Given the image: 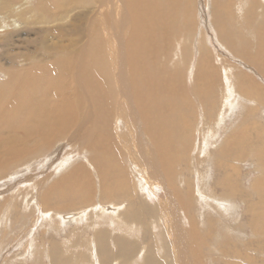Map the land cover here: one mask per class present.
<instances>
[{"label":"bare ground","instance_id":"obj_1","mask_svg":"<svg viewBox=\"0 0 264 264\" xmlns=\"http://www.w3.org/2000/svg\"><path fill=\"white\" fill-rule=\"evenodd\" d=\"M263 1L210 0L216 47L233 51L244 70L198 39L195 0H0V180L61 141L62 167L85 154L44 192L34 174L14 183L36 181L37 207L51 219L65 207L55 200L45 208L50 192L76 193L79 208L58 216L91 228L87 238L73 229L79 235L65 246L50 240L42 264H264V125L256 116L264 105ZM233 104L243 110L239 130L202 157ZM198 120L199 132L214 125L199 141ZM248 157L259 173L250 188L242 165ZM233 203L244 205L252 238L231 237ZM32 218L29 233L38 224Z\"/></svg>","mask_w":264,"mask_h":264},{"label":"rangeland","instance_id":"obj_2","mask_svg":"<svg viewBox=\"0 0 264 264\" xmlns=\"http://www.w3.org/2000/svg\"><path fill=\"white\" fill-rule=\"evenodd\" d=\"M197 1V5H199L198 6V8H199V10L201 11L200 12V14H199V17H198V24H197V26H198V39L199 40H202V42H204V43H202L203 45H208L210 48L209 49H211V51L213 52V54H215V53H219L220 55H222V56H224V57H226L228 60H229V58H230V60L229 61H231V62H233V67H235V65H237V66H239V67H241V68H243L244 70H246L245 68V65L244 64H242V62H241V58L240 57H235L234 56V52L233 51H228V52H232V54H230V53H228V52H226V51H223L222 49H218L219 47L217 46L216 47V45H217V42H216V39L218 38L217 37V35H215L214 34V30H215V27L214 26H212L211 25V23H210V20H211V12H212V6H210V0H195V2ZM261 1V4H262V0H260ZM199 2V3H198ZM208 2V3H207ZM245 2V1H244ZM264 2V1H263ZM238 16H239V18L241 17V15H242V13L244 12V9H241V8H239L238 10ZM206 12V13H205ZM202 15V16H201ZM215 35V36H214ZM204 37H207V39H205ZM211 37V38H210ZM207 41V42H206ZM189 42H190V44L192 43V36L190 37V39H189ZM215 45V46H213V45ZM207 47V46H206ZM216 47V48H215ZM190 49H191V47H190ZM218 49V50H217ZM221 52H220V51ZM217 51V52H216ZM226 54V55H225ZM232 56V57H231ZM235 57V58H234ZM233 59V60H232ZM234 60H235V62H236V60L238 61L237 63H235L234 62ZM190 65V67H191V65H192V62L191 63H189ZM228 64L230 65V63L228 62ZM239 67H236V68H239ZM232 71H234V69L232 70ZM230 72V71H229ZM235 89H236V91H237V93L238 94H240V91H238V89H237V87H236V85H235ZM244 102L246 103V102H248V101H245L244 100ZM248 104V103H247ZM250 104V103H249ZM199 105H197V110H200L199 109V107H198ZM233 113H232V117H231V119H229V121H227V120H223V125L221 126V124L220 125H218L217 126V124H216V129L214 130V131H216L219 127V129H221L220 130V132H218V135L216 136V134H215V139L213 140V144H212V142H211V140L210 139H208V140H206L207 142H208V144L209 145H207V147H206V150H205V152H204V155L202 156V157H206V156H209L208 158H210V154L209 153H211L213 150H214V145L215 146H217V147H219V145L223 142V140H224V136H226V135H228L229 133H231V132H233L234 131V129L236 128L237 129V127H238V130H239V126H241V124H242V120H241V118H240V116H242V113H243V110H242V108L240 107V106H234V104H233ZM234 111H235V113L236 114H234ZM200 115V114H199ZM257 117H258V119L260 120V122L264 125V105H262L261 106V108L258 110V112H257V115H256ZM198 118H199V116H198ZM197 118V119H198ZM237 118H238V121H236L237 120ZM215 119V118H214ZM240 120V121H239ZM224 121L226 122L225 124H224ZM192 122H193V119H192ZM195 122V121H194ZM198 122H199V120L198 121H196L195 122V127L196 128H194V133L195 134H197L198 133V135H197V138H198V141H199V138L201 137H203V135H205L206 134V132H207V129L208 130H211L213 127H214V125H207V127L205 126V130L204 131H202L201 132V130H200V132H199V126H197L198 125ZM239 122V123H238ZM238 125V126H237ZM193 125H192V127H194ZM236 126V127H235ZM198 127V128H197ZM211 127V128H210ZM235 127V128H234ZM124 129V128H123ZM197 131H196V130ZM232 129V130H231ZM238 130L236 131V132H238ZM206 131V132H205ZM127 131L126 130H124V133L125 134H127L126 133ZM200 134V135H199ZM229 136H230V134H229ZM130 137V136H129ZM218 137H220V138H218ZM131 138V137H130ZM221 139V140H220ZM220 141V142H219ZM129 142H132V141H129ZM128 142V144H130L131 145V143H129ZM260 142V141H259ZM199 143H201V142H199ZM211 143V144H210ZM64 144V142H58V143H56V144H54L53 146H52V150H48L47 152H45V153H43V154H41V155H38V159H29L27 162H25L24 163V166H23V162L22 163H19V165L16 167V166H14V168L12 167V170H10L8 173H6V175H8L7 177H5L4 179H1L0 180V264H20L21 262V264H42V262H43V260H45V261H47V259H45L44 257H43V259H42V256H44V254L48 251V249H46V247L48 248V247H50L51 246V242H53V240L54 241H56L57 243H59V244H61L62 246H65L66 244H68V242L69 243H71V242H73V241H71V240H76V239H74L76 236H78L79 234H77V232H76V234H74V232L76 231V229H78L77 231L78 232H80V230H83V232L85 233V234H83L84 236V238L86 237L87 238V236L89 237L90 235H91V231L90 230H88V228L89 229H91L90 227H87V226H85V222H84V224H82V222L81 221H77L79 224H77V222H62L61 221V219H60V216H58V214L59 215H63V214H66V213H68V212H74L75 211V209L76 208H79V206H80V204L82 203V202H80L81 200H80V198H79V196H77L76 195V193L75 194H67L66 192L64 193H62L61 195L60 194H58V191H55V192H53V191H51L50 193V197H51V199L49 200V202H46V203H44L45 204V208H52V207H54L56 204H57V202L56 201H58V204L56 205L57 207H59L60 208V206H62V207H65L64 209L63 208H61L60 210L62 211V212H60V213H57L55 210H52L53 211V214L51 215V216H53L54 218H50V217H46L45 215V211H44V209L42 208V207H40V204L38 203V207H37V203H36V201H35V199H34V195L36 194L35 192H36V190H34V186L37 188V185H36V181L38 182V192H39V190H43V192H44V190H48V188H45L46 186H49L50 187V185H52V184H54V182H55V180L56 181H58V180H60V179H62L63 177L61 176V175H66V174H68V172L69 171H71V170H68V169H72V166H75V164L76 165H78L80 162H83L84 160L82 159L83 158V156L85 155L84 154V152H81L80 153V155L81 156H78L76 153H74L75 154V156H73L74 157V159H72V160H75L76 161V159H77V161L74 163V162H69V163H72V165H70L68 168H66V167H62V163L60 162L61 160H56V158L58 157V156H60L61 157V153H63L62 152V148H63V145ZM260 144H262V143H260ZM130 145H128L129 146V148H130ZM49 152V153H48ZM54 152V153H53ZM208 152V153H207ZM65 154H63V157H66L67 155H66V151L64 152ZM83 153V154H82ZM206 153H207V155H206ZM47 154V155H46ZM61 154V155H60ZM249 153H247V155H248ZM72 157V158H73ZM250 157V156H249ZM249 157L247 158V160L249 159ZM51 160H56V161H54V162H52ZM56 162V163H55ZM254 161L250 158L249 159V161H244V163L242 164L243 166H244V174H245V179H248V180H245V187L246 188H250L251 187V183H252V181H253V178L255 179L256 178V176H258V171H256L255 170V167L254 166H256L254 163H253ZM22 164V165H21ZM56 164H58V165H56ZM28 165V166H27ZM60 165V166H59ZM68 165V164H67ZM59 168H58V167ZM214 165H212V167H213ZM204 169H208L207 171H208V173H210L211 171V168L209 169V165L208 164H205V166L203 165L202 166ZM52 168V169H51ZM56 168H58V169H56ZM66 168V169H65ZM254 169V170H253ZM56 170V171H55ZM17 173H16V172ZM20 173H19V172ZM22 171V172H21ZM40 172H42V173H40ZM55 172H57L56 174H55ZM16 173V174H15ZM54 173V174H53ZM29 174H34L35 175V177L38 179V180H36V181H31V182H23V183H17V184H14V183H16V181L19 179V177L20 176H27V175H29ZM43 174H44V176H43ZM46 175V176H45ZM209 175V174H208ZM210 175H211V173H210ZM43 176V177H42ZM61 176V177H60ZM247 177H249L250 178V180H249V178H247ZM34 178V177H33ZM51 178V179H50ZM60 178V179H59ZM52 180H53V182H52ZM43 182V183H42ZM248 182V183H247ZM32 183V184H31ZM46 183H47V185H46ZM51 183V184H50ZM10 185V186H9ZM40 185H41V187H40ZM28 187V188H27ZM42 187H44V189H42ZM157 187V186H156ZM41 188V189H40ZM47 192V191H46ZM54 193V194H53ZM58 195H57V194ZM159 194L162 196V192L160 191L159 192ZM57 195V196H56ZM67 195H68V198H67ZM73 195V196H72ZM75 195H76V197H75ZM39 196V195H38ZM74 197V198H73ZM68 200H67V199ZM100 198H101V196H100ZM59 199V200H58ZM104 199H107V197H105ZM38 200H39V197H38ZM56 200V201H55ZM64 202H62V201ZM64 200H66V202L64 201ZM14 201V202H13ZM27 201H28V203H27ZM56 203H54V202ZM68 201V202H67ZM72 201H74V202H72ZM13 202V203H12ZM25 202V203H24ZM30 202V203H29ZM39 202V201H38ZM51 202H52V204L54 205V206H52V207H50V205H52L51 204ZM232 202V201H231ZM68 203V204H67ZM71 203H73L74 205H72ZM28 204V205H27ZM69 204H71V205H69ZM6 205H8V206H10L11 205V207H9V211H8V214L7 215H9V213H10V215L9 216H7V215H4V211H5V206ZM4 206V207H3ZM200 206V204H198V207ZM233 208L231 209L232 211L233 210H235V208H237V210H236V212H235V218H234V224H235V226H234V228L235 229H233V231L235 232V233H232V235H231V237L232 238H238L239 240H242V238H246V239H248V238H252L251 236H253V231H252V229H251V227L248 225V222H249V218H248V214H242L243 213V206H242V203H241V205L240 204H235L234 205V203H233ZM18 208V209H17ZM58 208V209H59ZM71 208V209H70ZM74 208V209H73ZM17 209V210H16ZM25 211H24V210ZM29 209V210H28ZM57 209V210H58ZM240 209V210H239ZM19 210H20V212H19ZM32 210V211H31ZM65 210V211H64ZM11 211V212H10ZM13 211V212H12ZM31 211V212H30ZM15 212V213H14ZM34 212V213H33ZM17 213H18V215H17ZM27 213L28 214H30V216H28L27 215ZM43 213V214H42ZM57 213V214H56ZM89 213V212H88ZM33 214H34V216H33ZM36 214V215H35ZM56 214V215H55ZM13 215H15V216H13ZM21 215H23V217H22V219H24L26 222H27V224H25V223H22V224H24V226H21L22 224H18L19 223V220L21 219ZM31 215H32V220H34L33 222H35V220L37 219V221H38V224H37V222H36V226H37V228H36V231H34V233H29V230H30V226H28L29 225V221H28V219L29 220H31L30 219V217H31ZM6 216V217H5ZM24 216H25V218H24ZM26 216H28V218L26 217ZM101 216V217H100ZM17 217V218H16ZM20 217V218H19ZM94 216L92 215V216H90V217H88L89 219H91V218H93ZM106 217V218H105ZM27 218V219H26ZM50 218V219H49ZM198 218V219H197ZM197 218L196 217H194V219H193V217L191 218V219H193V221H194V224H197V225H199V228H200V222H199V219H200V216H198L197 215ZM6 219V220H5ZM14 221V222H12V220ZM15 219V220H14ZM46 219V220H45ZM56 219V220H55ZM59 219V220H58ZM97 219H98V221H100V223H102L103 221V224L104 223H108L109 222V218L107 217V215H99L98 217H97ZM52 220H54V221H56V222H53ZM51 221H52V223H51ZM88 222H91V220H87ZM108 221V222H107ZM200 221H201V219H200ZM24 222V221H23ZM191 222H192V220H191ZM11 223V225H9ZM19 225V226H17V224ZM56 223V224H55ZM15 224V225H14ZM61 224V225H60ZM242 224V225H241ZM6 226V227H5ZM117 226H118V224H117ZM123 227H119L120 229L121 228H124V231L125 230H128V228H125V226H124V224L122 225ZM190 226H192L191 224H190ZM241 226H242V228H241ZM5 227V228H4ZM16 227V228H15ZM75 227H77V228H75ZM101 227H102V225H101ZM13 228V229H12ZM16 229V231L17 232H15V231H12V230H15ZM20 228V229H19ZM84 228V229H83ZM117 228V227H116ZM5 229V230H4ZM8 229V230H7ZM24 229V230H23ZM75 231H74V230ZM85 229H87V230H85ZM24 232H23V231ZM6 231V232H5ZM21 231V232H20ZM67 231H69V233H67ZM90 231V232H89ZM137 231H138V228H135V230H134V235H137ZM9 232H10V234H9ZM88 232V233H87ZM5 233H7V234H5ZM16 233H18V234H16ZM52 233V234H51ZM55 233V234H54ZM57 233V234H56ZM59 233V234H58ZM65 233V234H64ZM3 234H5V235H3ZM27 234V235H26ZM28 234H29V236H28ZM35 234H37V238L38 237H40L41 239H37V241H35V243H34V245H32L31 244V238H33L34 239V235ZM53 234H54V236H53ZM66 234H69L68 236L66 235ZM72 234V235H71ZM74 234V235H73ZM89 234V235H88ZM221 234L222 235H225L223 232H221ZM10 235H11V239H9L10 238ZM16 235V236H15ZM20 237H19V236ZM23 235V236H22ZM25 235H26V237L28 236V238L30 239H26V237H25ZM47 235H48V237H47ZM51 235H52V237H51ZM58 235V236H57ZM64 235V236H63ZM66 235V236H65ZM5 236L7 237V238H5ZM72 236V237H71ZM74 236V237H73ZM25 237V238H24ZM82 237V238H83ZM5 238V239H4ZM22 238H23V240H22ZM67 240H66V239ZM10 240V242H9V240ZM20 240V242H24L25 240L27 241V242H29L30 243V245H31V247L29 248L30 250L28 251H26V248H25V246H27V244L24 242V243H20L19 242V240ZM44 239V240H43ZM63 239V240H62ZM70 239V240H69ZM224 238H222L221 236H220V239L219 240H223ZM41 240H43L42 242H41ZM50 240H51V242H50ZM58 240V241H57ZM6 241V242H5ZM13 241V242H12ZM48 241V242H47ZM68 241V242H67ZM71 241V242H70ZM10 244H9V243ZM40 242V243H39ZM64 242H66V244H64ZM6 243H8V244H6ZM39 243V244H38ZM41 243H43V245L45 246V247H42V245H41ZM234 243H237L236 241H234ZM3 244H4V248H2L3 247ZM26 244V245H25ZM37 244V245H36ZM47 244H49V245H47ZM212 244H213V241H212ZM212 244H211V246H212ZM6 245H7V247H6ZM13 245V246H12ZM25 245V246H24ZM39 245V246H38ZM47 245V246H46ZM35 246H36V248H35ZM68 246V245H67ZM71 246V245H70ZM69 246V247H70ZM87 246H88V244H87ZM87 246H84L83 245V247L86 249V250H84V252H83V250H81V247H77V248H75V250H76V253H78V252H80V251H82L83 252V254L85 255V256H88L89 254H88V252H90V250L88 251L87 250ZM211 246H210V248H211ZM20 247H21V249H20ZM37 247H39L40 248V250L37 248ZM4 249V250H3ZM9 249V250H8ZM35 249H38V250H36L35 251ZM88 249H89V247H88ZM8 250V251H7ZM34 250V251H33ZM47 250V251H46ZM74 250V251H75ZM3 251V252H2ZM22 251V252H21ZM40 251V252H39ZM71 251V250H70ZM78 251V252H77ZM249 252H250V256L253 258H255L256 257V252H257V250H256V247H252V248H250V250H248ZM38 252V253H37ZM72 252V251H71ZM253 252H255V254L253 253ZM34 253H36V254H34ZM40 253H41V256H40ZM74 253V252H73ZM88 254V255H86V254ZM22 254H23V256H22ZM39 254V255H38ZM204 255H205V257H208L209 256V254L208 253H206V252H204L203 253ZM12 255V256H11ZM17 255V256H16ZM260 258L259 259H261V258H263L264 257V252H260ZM11 256V257H10ZM28 256V257H27ZM41 257V260H40V257ZM5 257V258H4ZM39 258V260H40V262H38L37 261V259ZM11 258V259H10ZM35 258V259H34ZM11 260V261H10ZM19 261V262H18ZM139 261V260H138ZM140 262V261H139ZM204 262L206 263V264H215V263H212L211 261H207L206 259L204 260ZM89 264H90V262H88ZM197 263V262H196ZM84 264H86V263H84ZM221 264H223V263H221Z\"/></svg>","mask_w":264,"mask_h":264}]
</instances>
